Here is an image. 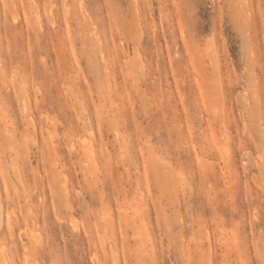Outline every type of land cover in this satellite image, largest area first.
Returning <instances> with one entry per match:
<instances>
[{"label": "rangeland", "instance_id": "1", "mask_svg": "<svg viewBox=\"0 0 264 264\" xmlns=\"http://www.w3.org/2000/svg\"><path fill=\"white\" fill-rule=\"evenodd\" d=\"M0 264H264V0H0Z\"/></svg>", "mask_w": 264, "mask_h": 264}, {"label": "bare ground", "instance_id": "2", "mask_svg": "<svg viewBox=\"0 0 264 264\" xmlns=\"http://www.w3.org/2000/svg\"><path fill=\"white\" fill-rule=\"evenodd\" d=\"M6 229L7 230L5 231V234L8 235V236H10L9 232H11V231L9 230V227H7Z\"/></svg>", "mask_w": 264, "mask_h": 264}]
</instances>
